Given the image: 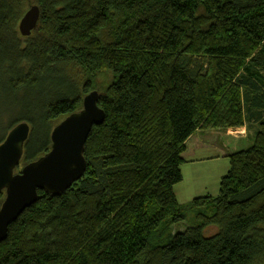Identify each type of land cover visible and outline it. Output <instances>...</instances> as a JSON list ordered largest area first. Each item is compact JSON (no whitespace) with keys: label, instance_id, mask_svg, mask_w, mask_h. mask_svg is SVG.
Masks as SVG:
<instances>
[{"label":"trees","instance_id":"trees-1","mask_svg":"<svg viewBox=\"0 0 264 264\" xmlns=\"http://www.w3.org/2000/svg\"><path fill=\"white\" fill-rule=\"evenodd\" d=\"M0 90L25 96L7 129L29 126L21 167L88 93L105 115L82 178L37 192L0 264H264V0H0ZM246 123L217 195L179 205L186 140Z\"/></svg>","mask_w":264,"mask_h":264},{"label":"water","instance_id":"water-1","mask_svg":"<svg viewBox=\"0 0 264 264\" xmlns=\"http://www.w3.org/2000/svg\"><path fill=\"white\" fill-rule=\"evenodd\" d=\"M39 10L30 7L18 22L22 37H28L36 27ZM98 93L92 91L82 99L81 109L65 117L51 131L49 151L27 165L19 167L29 126L19 123L8 131L0 144V242L6 239L7 228L37 198V192L58 195L82 178L86 163L84 145L95 126L103 123L104 112L97 106Z\"/></svg>","mask_w":264,"mask_h":264},{"label":"crops","instance_id":"crops-1","mask_svg":"<svg viewBox=\"0 0 264 264\" xmlns=\"http://www.w3.org/2000/svg\"><path fill=\"white\" fill-rule=\"evenodd\" d=\"M228 132L229 130H196L186 140L185 150L181 155V158L183 160L181 167L187 166L192 168V170L195 169V174H197L196 180L199 181V185L195 187V193L188 196L185 195V198L183 197V205L187 204V202L189 203L190 201L196 198H201L205 196H216V186L215 188H212V186L213 184L216 185L217 182L219 184L220 179L227 173L229 169L228 156L238 151L244 150L245 148H241L243 141L247 143L246 148L250 145L251 139L254 133L256 132V126L253 123H246L243 127H241L240 132L238 130V136L229 135ZM205 164L208 165L207 173L205 171L203 173L200 170L203 169L200 168L202 167L200 165ZM181 167V176H183ZM212 176L215 178H211ZM174 195L177 201L176 191H174ZM178 204L181 205L180 203Z\"/></svg>","mask_w":264,"mask_h":264},{"label":"rangeland","instance_id":"rangeland-1","mask_svg":"<svg viewBox=\"0 0 264 264\" xmlns=\"http://www.w3.org/2000/svg\"><path fill=\"white\" fill-rule=\"evenodd\" d=\"M100 81H102V79H100ZM25 104H26V100H25V96H23V94H20L17 97H12V95H10L8 92H4V91L0 90V140L8 132L7 129H8L9 123L16 118L20 109ZM238 130L240 132L241 128H237L234 130L229 129L228 134L232 135V133H236L235 135H232V136H238L239 135ZM203 134H206V133H203ZM246 146H247V143L243 141L241 148L244 149V148H246ZM200 166H202L200 168H203V169H200L201 172H203V173H204V171L206 173L208 172V165L205 164V165H200ZM20 167H21V165L19 166V168ZM181 168H182V172H183V176H182L183 181H181L179 184H177L174 187V191H176V193H177L178 203L183 205V202H182L183 197L185 198V195L188 196V195L195 193L194 189L197 185H199V181L196 180L197 174H195V169L192 170V168L187 167V166H182ZM18 169L15 170L14 173H17ZM204 176H205V174H204ZM211 178H215V177L212 176ZM215 186H216L215 195H217V193H218V182L216 185L213 184L212 188L213 187L215 188ZM208 187H209V185H208ZM186 227H188V224L186 222H184L182 224L173 226L172 231H173V233L182 232Z\"/></svg>","mask_w":264,"mask_h":264},{"label":"built area","instance_id":"built-area-1","mask_svg":"<svg viewBox=\"0 0 264 264\" xmlns=\"http://www.w3.org/2000/svg\"><path fill=\"white\" fill-rule=\"evenodd\" d=\"M236 133H232V135H235Z\"/></svg>","mask_w":264,"mask_h":264}]
</instances>
